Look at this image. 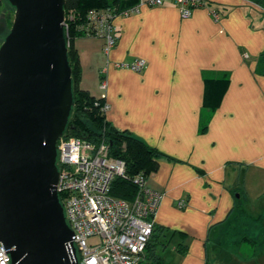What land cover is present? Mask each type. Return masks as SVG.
Returning <instances> with one entry per match:
<instances>
[{"label":"crops","instance_id":"crops-1","mask_svg":"<svg viewBox=\"0 0 264 264\" xmlns=\"http://www.w3.org/2000/svg\"><path fill=\"white\" fill-rule=\"evenodd\" d=\"M114 26L109 55L100 38L75 40L81 86L105 99L118 130L167 155L147 186L163 194L155 223L186 235H176L180 260L168 264H216L230 251L219 243L231 218L253 215L246 178L264 189V8L254 0H207L185 19L172 3L142 5ZM138 59L147 62L142 73L115 65Z\"/></svg>","mask_w":264,"mask_h":264},{"label":"water","instance_id":"water-1","mask_svg":"<svg viewBox=\"0 0 264 264\" xmlns=\"http://www.w3.org/2000/svg\"><path fill=\"white\" fill-rule=\"evenodd\" d=\"M0 47V242L12 264H79L57 192V143L74 96L66 0H8Z\"/></svg>","mask_w":264,"mask_h":264},{"label":"built area","instance_id":"built-area-1","mask_svg":"<svg viewBox=\"0 0 264 264\" xmlns=\"http://www.w3.org/2000/svg\"><path fill=\"white\" fill-rule=\"evenodd\" d=\"M207 0H138L127 9L108 8L91 10L84 23L77 25L84 37L100 38L107 55L117 44L114 20L128 16L142 5H176L182 18H189L196 8ZM68 48L70 24L64 22ZM1 47V43H0ZM142 73L147 66L144 59L131 64L118 63ZM107 70L101 71V87L107 88ZM107 103L102 110L107 112ZM59 181L57 192L62 196L66 220L73 230V244L79 264H139L146 252L154 230L155 215L163 194L147 186L144 176L134 181L139 191L130 202L111 195V186L117 176L127 178L126 163L109 156V146L99 147L78 138L62 137L57 143ZM180 207H185L181 201ZM94 240V242H92ZM0 264H12L10 249L0 242Z\"/></svg>","mask_w":264,"mask_h":264},{"label":"trees","instance_id":"trees-1","mask_svg":"<svg viewBox=\"0 0 264 264\" xmlns=\"http://www.w3.org/2000/svg\"><path fill=\"white\" fill-rule=\"evenodd\" d=\"M254 1L264 8V0ZM137 3L138 0H66L65 5V21L70 24L69 38L71 39V46L68 51V59L72 69L74 106L64 137L78 138L97 147L102 143L107 144L109 146V156L114 159L123 160L126 163L127 171V178L121 176L115 177L110 193L116 198L130 202L134 201L139 191V186L134 180L141 175L147 180L152 173L159 170L161 159L167 157V155L159 149L148 145L144 140L131 132L118 130L108 121L106 112L102 110L105 105V99L93 96L81 86L83 69L79 51L75 47V40L84 37L81 31H77L76 27L85 22L91 10L108 8L123 10ZM1 13L2 0H0V17ZM13 19L14 17L10 20L9 26H7V17L5 18L6 26L9 29L13 24ZM210 92V90L207 92V99ZM215 99L217 100V98ZM206 130L207 126H202L201 132H205ZM60 197L62 198L61 195ZM246 216L254 221L257 220L251 213H248ZM238 218H241L240 215L237 216ZM235 230L234 220H231L225 232L226 241L219 243L221 249L230 250L231 246L235 245L228 243L230 239H234ZM170 233H173V236L179 235L186 238L184 233L170 231L154 222L153 233L147 244L144 257L139 264H164V258L159 253V249L162 246H167L162 238H165L166 235L169 236ZM241 242H253V239L246 231H243V236L238 243ZM234 243H236L235 240ZM183 246H186L185 241L178 245L179 250L183 251Z\"/></svg>","mask_w":264,"mask_h":264},{"label":"rangeland","instance_id":"rangeland-1","mask_svg":"<svg viewBox=\"0 0 264 264\" xmlns=\"http://www.w3.org/2000/svg\"><path fill=\"white\" fill-rule=\"evenodd\" d=\"M15 8L9 3L8 0H2V13L0 17V40L1 43L4 42L7 35L10 33L11 28L9 29V22L14 17ZM7 17V26L5 18ZM12 27V26H11ZM248 179L246 184L248 187L246 190L249 192V199L247 204L248 210L253 213L254 217L257 220H252L250 217L246 216V213L243 211L242 217L237 219L238 213L231 218L235 223V234L234 239H230L228 243L236 244L243 236V231H246L249 236L256 241V246H251L248 244H240L231 246L230 251L226 253L225 257H219V261H216V264H264V189L259 187V184L256 183L254 177L246 178ZM245 180L244 177H241L240 184ZM244 229V230H243ZM178 236H173V233L169 234V237L164 240L166 241V247H161L159 253L164 257L167 264L170 261H178V254L175 251L177 246L176 238ZM164 238V237H163ZM162 238V240H163ZM220 243L226 241L225 234L222 236ZM234 240L236 243H234ZM94 242V240L92 241ZM163 242V241H162ZM233 250V251H232ZM232 252V253H231ZM183 256V255H182ZM214 260V258H213ZM224 260V261H222Z\"/></svg>","mask_w":264,"mask_h":264},{"label":"flooded vegetation","instance_id":"flooded-vegetation-1","mask_svg":"<svg viewBox=\"0 0 264 264\" xmlns=\"http://www.w3.org/2000/svg\"><path fill=\"white\" fill-rule=\"evenodd\" d=\"M0 43H1V41H0ZM2 44V43H1Z\"/></svg>","mask_w":264,"mask_h":264}]
</instances>
